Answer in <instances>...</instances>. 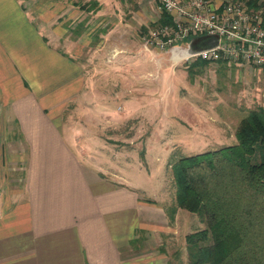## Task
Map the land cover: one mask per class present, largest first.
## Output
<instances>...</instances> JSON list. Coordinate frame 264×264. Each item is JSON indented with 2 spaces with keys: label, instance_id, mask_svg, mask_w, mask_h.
Here are the masks:
<instances>
[{
  "label": "rangeland",
  "instance_id": "1",
  "mask_svg": "<svg viewBox=\"0 0 264 264\" xmlns=\"http://www.w3.org/2000/svg\"><path fill=\"white\" fill-rule=\"evenodd\" d=\"M139 1L140 7L135 0L48 1L75 51L65 57L81 61L84 77L81 88L63 94L54 107L87 167L103 179L132 185L157 208L143 231L151 263L188 264L184 235L205 221L176 205L169 164L234 142L239 119L264 103V86L244 66L191 64L193 56L184 52L188 38L175 43L180 45L173 53L172 47L145 49L140 37L160 12L151 0ZM78 65L72 66L76 77Z\"/></svg>",
  "mask_w": 264,
  "mask_h": 264
},
{
  "label": "crops",
  "instance_id": "2",
  "mask_svg": "<svg viewBox=\"0 0 264 264\" xmlns=\"http://www.w3.org/2000/svg\"><path fill=\"white\" fill-rule=\"evenodd\" d=\"M48 1L0 0V264H153L143 231L157 208L87 167L58 123L54 105L84 77ZM216 61L264 86V65Z\"/></svg>",
  "mask_w": 264,
  "mask_h": 264
},
{
  "label": "trees",
  "instance_id": "3",
  "mask_svg": "<svg viewBox=\"0 0 264 264\" xmlns=\"http://www.w3.org/2000/svg\"><path fill=\"white\" fill-rule=\"evenodd\" d=\"M243 1L260 10L264 26V4ZM170 21L161 11L156 22ZM207 61L195 57L191 64ZM235 138L169 164L176 205L205 221L184 235L188 264H264V103L239 119Z\"/></svg>",
  "mask_w": 264,
  "mask_h": 264
},
{
  "label": "built area",
  "instance_id": "4",
  "mask_svg": "<svg viewBox=\"0 0 264 264\" xmlns=\"http://www.w3.org/2000/svg\"><path fill=\"white\" fill-rule=\"evenodd\" d=\"M154 5L157 11L168 13L171 21L148 27L140 37L145 49L165 50L192 35L208 33L216 35L215 44L189 56L264 65L261 13L248 10L243 0H154Z\"/></svg>",
  "mask_w": 264,
  "mask_h": 264
},
{
  "label": "water",
  "instance_id": "5",
  "mask_svg": "<svg viewBox=\"0 0 264 264\" xmlns=\"http://www.w3.org/2000/svg\"><path fill=\"white\" fill-rule=\"evenodd\" d=\"M193 38H195V37H193ZM196 38H198L197 43L195 42V44L194 43L191 44L190 43L191 39H190V41H188L186 43V45L189 47L188 48L189 50L185 49L184 52L187 55H189L191 53H194L195 51H197L200 48L213 46L215 44V42H216V39H217L216 35L208 34V33H204V34H201L199 36L197 35ZM174 46L176 47V45H174ZM174 46H172V47H174ZM170 49H172V48H170Z\"/></svg>",
  "mask_w": 264,
  "mask_h": 264
}]
</instances>
